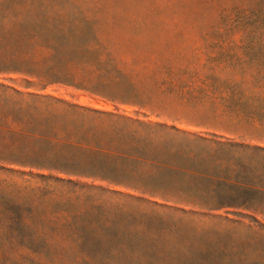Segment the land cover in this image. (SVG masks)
Listing matches in <instances>:
<instances>
[{
	"label": "rangeland",
	"instance_id": "374dc122",
	"mask_svg": "<svg viewBox=\"0 0 264 264\" xmlns=\"http://www.w3.org/2000/svg\"><path fill=\"white\" fill-rule=\"evenodd\" d=\"M36 96L128 117L153 160L102 165L129 187L29 165ZM19 219L264 264V0H0L1 243Z\"/></svg>",
	"mask_w": 264,
	"mask_h": 264
},
{
	"label": "trees",
	"instance_id": "16d2710c",
	"mask_svg": "<svg viewBox=\"0 0 264 264\" xmlns=\"http://www.w3.org/2000/svg\"><path fill=\"white\" fill-rule=\"evenodd\" d=\"M70 64L73 63L65 64L63 71L74 78L72 67L75 66ZM35 101H44L45 107L36 105L33 109L20 110L22 114L14 119L20 128L17 134L33 143L31 147L26 143L16 147L29 165L129 187L132 183L123 177L135 174L114 171L108 175L101 171L102 165L132 158L153 160L135 155L137 141L132 146L129 139L133 140L139 131L127 125L128 117L48 96H36ZM120 141L123 145L115 144ZM98 228L109 229L74 221H11L2 232L0 264H190L196 261L192 249L171 253L154 244L155 239L87 233ZM202 256L208 258L210 253Z\"/></svg>",
	"mask_w": 264,
	"mask_h": 264
}]
</instances>
